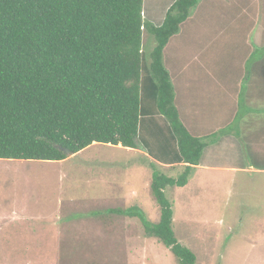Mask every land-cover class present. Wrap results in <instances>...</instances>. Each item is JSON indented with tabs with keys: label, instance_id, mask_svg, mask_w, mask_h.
<instances>
[{
	"label": "trees",
	"instance_id": "obj_1",
	"mask_svg": "<svg viewBox=\"0 0 264 264\" xmlns=\"http://www.w3.org/2000/svg\"><path fill=\"white\" fill-rule=\"evenodd\" d=\"M199 1L176 0L155 25L143 16L144 0H0V159L62 161V148L76 154L94 143L147 148L159 221L150 225L138 206L109 213L138 217L179 264L197 257L175 234L167 188L186 186L204 148L234 132L264 169L254 153L258 130L231 126L255 110L252 99L264 101V61L254 65L253 54L234 67L245 82L227 87L236 94L230 124L197 137L181 117L163 58ZM144 33L156 42L149 55ZM254 71L261 76L248 101Z\"/></svg>",
	"mask_w": 264,
	"mask_h": 264
},
{
	"label": "rangeland",
	"instance_id": "obj_2",
	"mask_svg": "<svg viewBox=\"0 0 264 264\" xmlns=\"http://www.w3.org/2000/svg\"><path fill=\"white\" fill-rule=\"evenodd\" d=\"M154 1L160 8L153 15L144 10L143 16L161 25L171 0H144V9H150ZM203 9L210 11L196 19L204 24L194 41L218 35L205 28L213 24L215 12L209 6ZM209 29L213 31L209 33ZM254 38L251 32L228 55L225 37L217 40L220 59L207 61L216 86L221 82L223 87L230 86L234 76L243 83V67H234L245 64L250 54L254 62L264 59V46L253 45ZM190 43L188 56L204 47ZM155 44L144 33L146 55ZM245 52L247 57L242 58ZM163 60L165 63V55ZM253 74V79L258 78L257 72ZM174 85L178 93V83ZM215 92L217 98L223 94L217 88ZM193 98L200 102L197 109L202 110L208 133L233 121L229 116L223 120L222 102L197 94ZM256 100H251L255 111L231 126L236 132L241 128L242 135L260 129L254 153L264 162V101L256 104ZM179 108L187 121L182 114L185 107ZM197 131L191 133L197 137L204 134ZM230 138L223 141L222 153L207 148L202 158L207 168H223L198 170L186 186L167 188L174 205V231L178 240L194 251L197 264H264V169L248 158L242 138L235 132ZM150 161L146 155L99 143L62 161L0 159V264H179L167 246L146 233L138 217L107 210L138 206L150 225L159 221L160 207L151 192ZM130 188L136 194L126 197Z\"/></svg>",
	"mask_w": 264,
	"mask_h": 264
},
{
	"label": "crops",
	"instance_id": "obj_3",
	"mask_svg": "<svg viewBox=\"0 0 264 264\" xmlns=\"http://www.w3.org/2000/svg\"><path fill=\"white\" fill-rule=\"evenodd\" d=\"M175 1L176 0H171V3H169L167 8L169 9L170 6ZM162 4H165V3H162ZM150 6H151L150 9L146 8L144 10H147L149 14L151 13V15H153L155 14L156 9L160 8V3L157 1H154V3L150 2ZM208 6L212 8V10L215 12L216 15L212 12L215 15V20L213 24H210L209 26L205 25V28L213 29L214 33L218 35L217 37H212L210 35V37L208 38L205 37L203 38V40L194 41L195 39L193 38L197 37L196 33L200 32L201 27L204 24L202 20L198 21L196 19L203 12L210 11L209 9H205V10L203 9L204 7H208ZM195 9H196V12L193 14L191 13L189 19L184 24L181 25L179 34L177 35V37L175 36L176 40L174 42H170L167 48V51L165 53L164 65L170 72L171 78L172 77L175 78L174 81L172 78V82L178 83L177 106L178 108L182 106V110L185 107V113L182 112V114L183 115L186 114L187 121H184L185 119L182 118L184 123L187 125L188 128H190L189 129L190 131L198 130L197 131L198 135H200V133H204L201 136H205L206 134H211L214 130H211L208 133V130L206 129V123L203 120L202 115H201L202 110L197 109L200 102H196V99L195 98L192 99V96L197 94L201 98L202 97L203 98L212 97L214 100L222 102L223 108L220 110V113L224 114L225 116V118L223 117V120L225 121V119L228 118V116H229L228 119L234 118L233 109H234V101L236 99V95L233 91L230 90L231 88L228 89L227 87H223L222 85L223 82H221V84L217 86L214 84V82L217 83V80L214 81L213 78L210 77L211 75H210L208 66H209V63L211 62V58L214 61H217L218 59H220L217 56V52L219 50L217 47L218 45L216 43L219 38L222 39V36L225 37V41H226L225 42L226 55H228L230 51H233L234 48L237 49L238 47H240V46H237V44L239 45L241 42H244L245 41L244 38H249V34L251 32H253L255 36L254 38L255 40L254 41L252 40L253 45L257 44V46L258 45L264 46V0H204V2L202 3V7H197ZM223 12H225L226 15L223 14ZM147 20L153 22L156 25L153 19H147ZM213 30L209 29V33L212 32ZM190 41L194 43L199 42V44L203 45L204 47L202 49H199V48L196 49L197 51L196 54L194 53L192 54V56H188V54L186 53V50H189L188 46L192 44L190 43ZM247 49L250 50V47L248 46ZM255 50L256 49H254V51ZM210 52L212 53L209 54ZM220 52H223V51H220ZM213 53L214 54L216 53V55H214ZM251 55L252 54L249 55L246 61H248L250 57H252ZM245 56L247 57L246 52L244 53L242 58H244ZM261 61H264V59L260 58V62ZM260 62H256L254 65H258ZM177 63H179V65ZM221 75H224V74L222 73ZM260 76L261 75L258 74V78H255V79L259 80ZM236 78H235V81L233 80V83H236L239 81ZM255 79L252 80L250 84H247V87H248L247 100L248 101H249V90L253 91L252 90L253 87L251 86L255 83L256 81ZM243 82H245L244 79H243ZM216 88L218 90L223 91L222 96H220L219 98L216 97V93H217L215 92ZM203 104L205 105V103ZM248 105H249V102H248ZM254 111H252L251 113H253ZM180 112H181V109H180ZM205 113L206 112L204 111L203 116H207ZM251 113H248V114H251ZM215 114H217V111L215 112ZM231 122L232 121L228 123L227 121L223 127L227 126ZM232 135H234V133H229V134L220 136L216 142L207 145L204 148V151L207 148H209L210 150L214 149L215 151H217L216 153L218 152L222 153L224 151V148L222 146L223 141H225L226 139H231L230 137H232ZM114 146H116V148L118 149H123L127 152L134 151V152H137V153H140V154H143L149 157L148 151L145 152V150L142 149V147H139V148L123 147L121 144L114 145ZM245 150L247 151L246 147H245ZM204 151H203V155L205 153ZM247 154H248V151H247ZM203 155H202V158H203ZM150 158L152 157L150 156ZM202 158H201L200 164L195 166L193 174L201 169L212 170L214 168H223V167H218V166H211L207 168L202 163ZM126 193H127L126 197H132V195L134 196L136 194V192L131 190V188ZM127 208L128 207L123 208V209H127ZM112 209H115V208H111L107 210H112ZM129 225H130V221L127 222L126 226H129Z\"/></svg>",
	"mask_w": 264,
	"mask_h": 264
},
{
	"label": "water",
	"instance_id": "obj_4",
	"mask_svg": "<svg viewBox=\"0 0 264 264\" xmlns=\"http://www.w3.org/2000/svg\"><path fill=\"white\" fill-rule=\"evenodd\" d=\"M62 149L65 150V152H66L67 154H69V155L72 154V152H71L69 149H66V148H62Z\"/></svg>",
	"mask_w": 264,
	"mask_h": 264
}]
</instances>
